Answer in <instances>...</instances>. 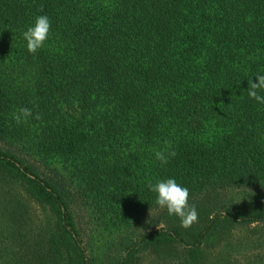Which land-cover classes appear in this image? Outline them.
I'll use <instances>...</instances> for the list:
<instances>
[{
  "label": "trees",
  "instance_id": "1",
  "mask_svg": "<svg viewBox=\"0 0 264 264\" xmlns=\"http://www.w3.org/2000/svg\"><path fill=\"white\" fill-rule=\"evenodd\" d=\"M258 74L264 0H0V264H204L232 231H264ZM22 107L42 118L17 124ZM168 178L189 229L147 186Z\"/></svg>",
  "mask_w": 264,
  "mask_h": 264
},
{
  "label": "clouds",
  "instance_id": "2",
  "mask_svg": "<svg viewBox=\"0 0 264 264\" xmlns=\"http://www.w3.org/2000/svg\"><path fill=\"white\" fill-rule=\"evenodd\" d=\"M51 30V21L46 15H40L35 18L34 24L29 26L23 32V38L26 41V47L29 53L35 54L38 50L42 49L49 38ZM257 82L253 79L248 80V96L258 103L264 104V95L259 92L264 91V74H258L256 77ZM29 117H33L32 110L27 107L18 109L13 113V119L17 124L26 122ZM33 118L39 120L42 117L37 113ZM165 150L156 151V159L163 164L168 163V157H174L175 151H165L170 148V143L165 141ZM149 190L157 194L156 204L161 208L167 210L169 216H176L180 219V226L184 229H189L191 226L198 222V212L194 204H189L190 192L187 187L177 183L174 178L166 180H159L155 184L149 183Z\"/></svg>",
  "mask_w": 264,
  "mask_h": 264
},
{
  "label": "rangeland",
  "instance_id": "3",
  "mask_svg": "<svg viewBox=\"0 0 264 264\" xmlns=\"http://www.w3.org/2000/svg\"><path fill=\"white\" fill-rule=\"evenodd\" d=\"M256 233H254L255 231ZM232 237L226 243H221L214 249L208 248L204 264H263L264 257V231L255 229V226L246 230L232 231ZM212 243H218L214 238L209 239ZM100 241V242H99ZM94 243V247L104 252L102 241ZM141 264H161L157 258L145 256ZM166 264H171L167 263Z\"/></svg>",
  "mask_w": 264,
  "mask_h": 264
}]
</instances>
